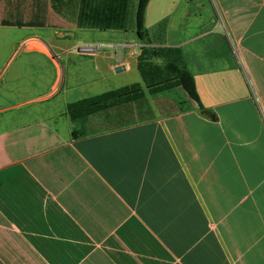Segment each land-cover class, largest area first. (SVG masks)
<instances>
[{
    "label": "crops",
    "instance_id": "0c3cea01",
    "mask_svg": "<svg viewBox=\"0 0 264 264\" xmlns=\"http://www.w3.org/2000/svg\"><path fill=\"white\" fill-rule=\"evenodd\" d=\"M137 2L100 29L0 0V264H264V0H149V43ZM95 44L112 47L79 51ZM143 49L191 74L201 108L147 90ZM133 84L140 120L109 126L127 103L71 122Z\"/></svg>",
    "mask_w": 264,
    "mask_h": 264
},
{
    "label": "trees",
    "instance_id": "16d2710c",
    "mask_svg": "<svg viewBox=\"0 0 264 264\" xmlns=\"http://www.w3.org/2000/svg\"><path fill=\"white\" fill-rule=\"evenodd\" d=\"M53 11L65 18H76L79 27L100 29H124L125 14L130 8L128 0H50ZM149 0H138L135 9L134 29L142 43H149L144 29L145 10ZM160 51L143 49L137 62V70L151 94L180 88L200 108V101L191 74L177 61H168L163 68L152 65L148 60ZM149 56L145 58V56ZM143 97L138 84L104 93L100 96L68 105L67 113L73 124L106 109L138 101ZM214 119V118H213ZM78 132L73 131V138Z\"/></svg>",
    "mask_w": 264,
    "mask_h": 264
},
{
    "label": "rangeland",
    "instance_id": "374dc122",
    "mask_svg": "<svg viewBox=\"0 0 264 264\" xmlns=\"http://www.w3.org/2000/svg\"><path fill=\"white\" fill-rule=\"evenodd\" d=\"M130 28H127L126 27V30H129ZM133 80H134V78L133 77H130L129 78V82L131 83V82H133ZM165 92H167V94H166V96H168L169 98H171L173 101H176L177 100V95L176 94H173L172 93V91H165ZM145 101H143V100H138V104H137V101H134V102H131V104H129V106H128V109H129V111H128V113L131 115V114H133V109H135L136 111H135V113H137L138 112V110H137V105H138V109H139V107H141V111H143V112H145L146 113V110H144V108H145ZM128 105V104H127ZM125 112V111H124ZM98 113H100V112H98ZM98 113H96V114H98ZM129 114H123V115H121V116H115L114 118H113V122H112V124H109V126H117L118 124L120 125V124H124V123H129V122H135V120H140V118H136V117H133V115H129ZM95 114H93V115H91V116H94ZM90 117V116H89ZM85 119V118H84ZM83 120V119H82ZM97 128H93V130H100V128L101 127H98V126H96Z\"/></svg>",
    "mask_w": 264,
    "mask_h": 264
},
{
    "label": "built area",
    "instance_id": "2783aa9c",
    "mask_svg": "<svg viewBox=\"0 0 264 264\" xmlns=\"http://www.w3.org/2000/svg\"><path fill=\"white\" fill-rule=\"evenodd\" d=\"M112 47L111 45L95 44V45H86L79 49L80 52L86 54H96L100 48Z\"/></svg>",
    "mask_w": 264,
    "mask_h": 264
}]
</instances>
